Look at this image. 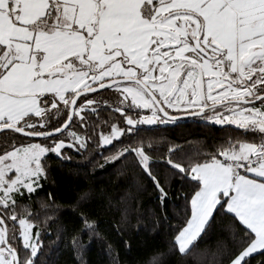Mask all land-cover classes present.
Returning a JSON list of instances; mask_svg holds the SVG:
<instances>
[{
  "label": "snow or ice",
  "instance_id": "snow-or-ice-1",
  "mask_svg": "<svg viewBox=\"0 0 264 264\" xmlns=\"http://www.w3.org/2000/svg\"><path fill=\"white\" fill-rule=\"evenodd\" d=\"M168 109L208 110L205 119L243 132L187 166L169 149L167 164L191 191L181 227L152 264L191 256L214 213L228 217L229 264H251L264 253V0H0V264H39L38 213L22 199L30 202L47 179L48 153L67 158L62 149L87 147V132L101 124L108 130L98 131V146L117 148L139 125L175 122ZM101 111L110 119L90 128ZM129 155L163 205L168 192L143 146L118 147L106 159ZM84 225L96 232L94 221ZM71 242L79 255L82 243Z\"/></svg>",
  "mask_w": 264,
  "mask_h": 264
},
{
  "label": "trees",
  "instance_id": "trees-1",
  "mask_svg": "<svg viewBox=\"0 0 264 264\" xmlns=\"http://www.w3.org/2000/svg\"><path fill=\"white\" fill-rule=\"evenodd\" d=\"M101 108L106 109L107 105L101 104ZM98 119L109 120V111H101L100 117L92 116L88 121L90 128ZM111 120L124 126L119 113H111ZM138 129L114 144L117 148L144 147L151 157L153 174L168 192L163 205L137 157L106 159L117 148L98 146V131L108 130L107 125L101 124L96 131L87 132V147L78 151L67 146L62 149L67 158L48 153L47 179L41 181L42 187L30 202L22 199V203L30 204L34 214L38 213L35 220L43 243L39 264H152L153 256L168 249L175 231L181 227L186 196L191 191L188 179L181 178L178 170L167 164L169 149H173L171 159L187 166L189 157L202 160L243 132L236 126H219L200 117L164 126L139 125ZM73 130L84 134L82 128ZM64 138L70 143L69 137ZM42 204L49 207L45 209ZM85 219L95 222L96 232L91 236L85 229ZM227 221L228 217L214 213L212 227H206L194 242L193 254L186 258L166 255L163 264H229L234 249ZM73 237L83 245L79 255L73 249ZM250 259L251 264H264V253L258 252Z\"/></svg>",
  "mask_w": 264,
  "mask_h": 264
},
{
  "label": "rangeland",
  "instance_id": "rangeland-1",
  "mask_svg": "<svg viewBox=\"0 0 264 264\" xmlns=\"http://www.w3.org/2000/svg\"><path fill=\"white\" fill-rule=\"evenodd\" d=\"M101 92H105V90H103V91H101ZM94 96H96L97 99L100 100V101L108 100L109 102H113V101L116 99L115 96H112V95L107 94V93H106L104 96H102V97H101V96H97V94L94 93ZM102 104H103V103H102ZM104 105H106V104H104ZM140 111H141L142 114H144V115H148V114H150L148 109H141ZM168 111H169V112H176V111L173 110V109H168ZM206 114H207V113H206ZM204 117H205V114L202 115V116H200V119H201L202 121L209 122V123H211V124L219 125V124L214 123L212 120L205 119ZM166 124H168V123H164V124L156 123V124H152V125L164 126V125H166ZM152 125H146V126H152ZM219 126H230V125L225 124V125H219ZM232 126H235V125H232ZM69 138H70V137H69ZM34 141L39 142L40 139H38V140H34ZM70 142H71V138H70ZM66 144H67V143H66ZM77 147H78V146H77ZM72 148H73L74 150H77V148H74V147H72ZM80 149H81V148H79V150H80ZM77 151H78V150H77ZM64 157H66V156L64 155Z\"/></svg>",
  "mask_w": 264,
  "mask_h": 264
},
{
  "label": "water",
  "instance_id": "water-1",
  "mask_svg": "<svg viewBox=\"0 0 264 264\" xmlns=\"http://www.w3.org/2000/svg\"><path fill=\"white\" fill-rule=\"evenodd\" d=\"M100 92L101 91H103V90H99ZM90 94H94V93H90ZM77 103H78V101H77ZM205 111H207V110H205ZM203 114H201V115H189V114H187V113H183V114H179V115H176L177 117H178V119L177 120H181V119H190V118H196V117H200V116H202ZM5 131H7V130H5ZM21 135V134H20ZM32 139H34V140H38V139H40V138H32ZM103 147H109L110 145H102Z\"/></svg>",
  "mask_w": 264,
  "mask_h": 264
},
{
  "label": "crops",
  "instance_id": "crops-1",
  "mask_svg": "<svg viewBox=\"0 0 264 264\" xmlns=\"http://www.w3.org/2000/svg\"><path fill=\"white\" fill-rule=\"evenodd\" d=\"M256 254V253H255ZM254 255V254H253Z\"/></svg>",
  "mask_w": 264,
  "mask_h": 264
}]
</instances>
